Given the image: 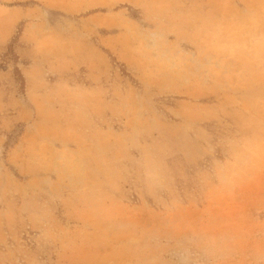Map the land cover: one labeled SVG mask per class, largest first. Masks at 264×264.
Segmentation results:
<instances>
[{
  "label": "rangeland",
  "instance_id": "obj_1",
  "mask_svg": "<svg viewBox=\"0 0 264 264\" xmlns=\"http://www.w3.org/2000/svg\"><path fill=\"white\" fill-rule=\"evenodd\" d=\"M59 3L0 0V264H264V0ZM31 44L66 71L46 172L13 150Z\"/></svg>",
  "mask_w": 264,
  "mask_h": 264
},
{
  "label": "crops",
  "instance_id": "obj_2",
  "mask_svg": "<svg viewBox=\"0 0 264 264\" xmlns=\"http://www.w3.org/2000/svg\"><path fill=\"white\" fill-rule=\"evenodd\" d=\"M10 1V0H5ZM17 2H32L30 4V7H23V6H15L16 10H22L23 12H27L32 9L34 5H37L39 7L43 8H52L53 6H57L59 3V0H15ZM76 3L74 4L73 8L75 10H81L82 12H85L86 6H85V0H74ZM62 9V7H61ZM85 9V11H84ZM47 11V10H46ZM80 14V13H79ZM85 18L82 19V22H85ZM18 22V21H15ZM21 24V23H20ZM25 25L29 26H46V25H52V22L47 18H30L27 22H25ZM33 36V35H30ZM23 37V35H22ZM21 37V38H22ZM32 40V39H31ZM65 60V58L63 59ZM57 59H51L50 57H47L45 53L38 52L35 50L33 45L27 46L23 51H20L17 53V56L13 59V65L9 68V70L13 72H19L21 76L24 79V87H25V93L27 96V105L33 112L32 117L29 119V124L27 125V128H29V133L27 134L29 139H23L19 142L17 146L14 147L15 153L24 152L23 154L29 159L34 158L38 159L39 163L36 160L35 166L40 165L38 167V170H41L43 172H46L47 170H54L52 168L51 160H50V152L48 151L47 147H40L41 150L35 149V144L38 145V141L43 138H50L53 136H56L58 132H63V124H61V120L63 119V115H61L62 110L59 105L56 104L55 96L57 95V91L53 90V85L55 84V77H58V75H66V71H59L57 68ZM89 65V64H88ZM85 64L84 68H88L90 70L91 65L88 66ZM2 69V68H0ZM2 71V70H1ZM86 73H89V71H85ZM96 73L100 78L97 81L96 77L97 75L89 80L90 82H85L84 88L90 87V89H96L100 90L102 89V79L107 74L106 70H103L102 67H98V69H91L90 73ZM92 81V82H91ZM49 96H53V98H50ZM51 124V126L49 125ZM45 125V126H42ZM54 128V130H53ZM53 130V131H52ZM35 131V132H34ZM105 132H102V130L95 132V139H96V145L94 146V151L97 150V152H100V146L99 142L102 138V135H104ZM37 142V143H36ZM5 147V146H4ZM4 147L3 152H4ZM69 148V147H68ZM84 148V147H83ZM83 148L80 145H77L76 147H70V150H64L63 148L56 150V157L55 160L65 158V154L68 153H77V157L79 158L82 154ZM68 152V153H67ZM80 162V159H78ZM84 169L86 168V161H83V158L81 159ZM62 164V163H61ZM43 178V177H42ZM15 181H21L15 178ZM52 181H57L51 178ZM0 181H5L3 178L0 179ZM27 181H41L37 178L31 177Z\"/></svg>",
  "mask_w": 264,
  "mask_h": 264
}]
</instances>
